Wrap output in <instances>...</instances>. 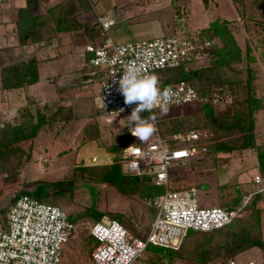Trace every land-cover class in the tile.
<instances>
[{"label":"rangeland","instance_id":"1","mask_svg":"<svg viewBox=\"0 0 264 264\" xmlns=\"http://www.w3.org/2000/svg\"><path fill=\"white\" fill-rule=\"evenodd\" d=\"M177 1L189 0H85V4L90 7L94 24V18L97 16L114 21V26L108 32L114 40L117 33H129L132 26H136L134 29L138 28V34H130L133 35L131 41L136 42L163 37L181 30L203 31L205 29H200V25L207 20L235 19L229 23L241 49V61L222 70L223 78L228 83L217 87L212 96L216 101L208 99L206 102L196 101L183 107H170L167 115H160L159 110L155 111L157 133L163 140L168 141L172 136L159 134L158 124L176 116L198 114L204 103L211 102L217 115L246 112L248 82L252 96L259 100L262 106V109L254 112L253 118L256 144L264 146V58L260 54L264 50V2L262 4L259 1L255 5L253 0H246L242 18L238 11V15L236 14L228 0H215L218 5L211 4L206 13H203L199 0H192L191 22L187 24L184 22L187 19L186 9L184 5H176ZM68 2L70 3L64 5L66 9L71 7V2L76 1ZM78 8V15L84 14L79 6ZM35 11V14L42 13ZM44 17L50 23L49 18ZM85 19L83 16L82 28L67 33L68 44L60 46L52 37L53 24L47 25L46 32L51 36V49L44 47L45 52L41 53L46 60L41 67L39 85L33 89L36 94L44 95L41 97L45 99L43 103L32 98L22 106L17 105L13 100L10 102V95L7 96V101L0 90V118L4 115L2 109L12 103L13 112L16 108L31 103L39 108L46 105L47 114L61 108L62 115L68 117V121L53 124L51 132L37 136L32 146L31 159L20 170L15 184L6 185L0 173V225L5 224L7 212L19 195L59 207L71 220L75 231L63 247L62 264H93L90 252L97 243L89 238V230L94 224L106 225L112 218L117 217L119 220L115 221L130 235L144 240L155 215V210L149 207L147 200L122 197L111 186L98 182L97 177L89 171L94 164H109L114 156H117V152L111 153L112 148L121 145L126 133H129V141L133 144L139 145L142 142L133 136L131 129L127 127L128 116L109 118L102 114L100 81L82 77L86 67L80 55L85 41L95 36L99 39L105 37L99 27L92 32L87 31L91 23L84 22ZM161 25L169 27V33L161 29ZM47 41L48 39L45 42ZM35 49V46L29 48L28 55L20 59L32 58L30 56L34 54ZM247 49L256 59L254 63L248 62ZM9 56L17 57L14 52L1 54L2 61L8 62ZM50 64L53 67L49 66ZM73 74L74 78L68 77ZM83 80L90 81L85 83ZM141 116L147 118L148 114L142 113ZM155 139L156 133L145 142ZM202 148H205V151L196 161L176 167L170 172V178L194 186L200 206L224 208L237 195L253 188L252 180L258 164L254 150H246L239 156H233L214 152L210 144ZM122 169L124 174L128 173L126 165H123ZM203 186H206V190H203ZM258 206L264 208V202ZM97 213L103 217L99 219ZM261 219L263 244L261 248H254L245 253L241 258L244 263L250 260L253 264H264V210L261 212ZM148 260H156V264H196L176 258H156L154 253L147 249L139 259V264H147ZM220 263L221 260H216L209 264Z\"/></svg>","mask_w":264,"mask_h":264},{"label":"trees","instance_id":"2","mask_svg":"<svg viewBox=\"0 0 264 264\" xmlns=\"http://www.w3.org/2000/svg\"><path fill=\"white\" fill-rule=\"evenodd\" d=\"M34 1L26 0V6L17 11L15 22L17 44L14 47L17 50L27 44H38L47 39L45 36L47 24L43 22L41 16H34L29 11V6ZM75 1L71 2V7L67 9L65 6H56L47 10L50 24L54 26L52 37H55V33H70L83 27V24L77 20L78 6L84 13L90 11V7L85 4V0ZM259 1L262 4L264 2V0H253V4L256 5ZM231 2L243 18L246 0H231ZM75 4L77 6H74ZM230 25L227 21L216 20L210 23L208 28L200 31L206 39L215 38L217 40V44L210 48L208 62L200 67L180 66L160 71L156 74L160 82L159 86L172 87L184 82L195 90L200 101L208 99L212 101L217 87L228 83L223 78L222 70L239 64L241 61V49L232 34ZM10 52L14 51L10 49ZM86 54L84 61L88 62L91 55ZM260 54L264 58V50ZM16 56H9L8 62H3L0 54V90L3 92L23 90L39 82V61L35 58L20 59L19 54ZM246 57L249 63L256 61L248 49ZM246 89V112L217 115L211 102L204 103L198 114L176 116L160 122L158 124L159 134L173 136L196 131L200 134L198 146L205 147L210 144L214 152L233 156H239L246 150H254L258 163L256 173L262 177L264 184V146L256 144L253 118L254 112L262 109V106L260 101L252 96L248 82ZM62 111L58 108L55 112L47 114L46 105L39 108L36 104L30 103L0 118V173L6 185L15 184L20 170L30 161L32 146L37 136L40 133L51 132L53 124L68 121V117H64ZM262 133L264 134V131ZM129 138V133H126L121 145L112 148L111 153L117 152V156H114L109 164H94L89 171L97 177L98 182L111 186L122 197L147 200L149 207L154 209V201L163 194V188L153 186L148 177L129 176L123 172L124 160L121 154L127 146L135 145L129 141ZM170 147L173 146L170 145ZM172 178L169 182V190L172 192L194 188L186 182ZM256 189L253 184L251 190L237 195L224 208L236 209L242 199ZM19 196L13 200V203ZM261 202H264V193L253 195L242 213L221 229L206 233L188 232L177 250L155 246H149L147 249L154 253L156 258L164 260L176 258L196 264H209L221 260L220 264H227L229 261L249 264L250 260L247 263L241 261L242 256L254 248H261L263 244L261 212L264 208L258 206ZM97 214L99 219L103 217L102 214ZM116 219L118 218L111 220ZM89 238H91L90 235ZM63 253L64 250H62V257ZM155 261L148 260L147 264H156Z\"/></svg>","mask_w":264,"mask_h":264},{"label":"built area","instance_id":"3","mask_svg":"<svg viewBox=\"0 0 264 264\" xmlns=\"http://www.w3.org/2000/svg\"><path fill=\"white\" fill-rule=\"evenodd\" d=\"M95 20L105 37L88 43L85 52L91 55L87 62L91 75L101 83L102 114L109 118L129 116L136 106L124 103L116 83L124 69L135 66L141 74L156 75L180 66H204L210 58V48L217 43L215 38L203 37L200 31L181 30L159 38L122 44L108 35L114 26L112 20L104 16H97ZM105 23H109L108 28L104 27ZM171 88L174 92L171 107L200 101L195 90L184 82ZM199 142L200 134L196 131L173 135L168 141L156 132L154 141L124 148L121 157L123 165L127 166V175L148 177L153 186L163 188V194L154 201L155 215L144 240L130 235L115 220L91 227L89 235L97 243L91 252L94 264H139L149 246L177 250L188 232L206 233L229 225L242 213L253 195L264 193L263 179L258 173L252 180L257 189L244 197L234 210L200 206L195 188L170 191L171 170L196 161L205 151L198 146ZM161 149L166 150L163 159L158 158ZM134 163L138 167H132ZM74 230L73 223L59 207L19 196L10 206L5 224L0 225V264H61L63 247ZM227 264L243 263L229 261Z\"/></svg>","mask_w":264,"mask_h":264},{"label":"crops","instance_id":"4","mask_svg":"<svg viewBox=\"0 0 264 264\" xmlns=\"http://www.w3.org/2000/svg\"><path fill=\"white\" fill-rule=\"evenodd\" d=\"M68 1L69 0H35L34 2H32L30 4L29 11L34 16L35 15L41 16L43 22L45 24L49 25L50 23H48L45 20V17H44V16H47V13H46L47 10L52 8V7H56V6H60V7L64 6L65 4L68 3ZM191 1L192 0H189L188 2H180V1L176 2V5H184V7L186 9V12H187V19L184 20V22L187 23V24H190V22H191V19H190L191 18V7H192L191 6ZM199 1H200V3L203 6V13H206V12H208L210 10L211 4L215 5V6L218 5L215 2V0H199ZM228 1L231 2V0H228ZM231 4L233 5L232 2H231ZM25 6H26V0H0V45H2V46H0V54H7V53L10 52V49H12L16 54H20V56L22 58L23 56L26 57V55H28V49L29 48H33L35 46L36 47L35 52L30 57L35 58V59H37L39 61V81H40V79H41V75H40L41 67H42V65H44L45 60H46L43 57V55H41V53L45 52L44 47L45 48L47 47L48 49H51V36L47 32L45 33V36L48 39L47 43L44 41V42H41V43H38V44H27V45L21 47L19 50L14 48L16 46V44H17V39H16L17 37H16V32H15V27H16L15 26V22L17 20V11L19 9H21V8H24ZM233 7H234V11L237 14V10L235 8V5H233ZM35 10L42 11V13L40 12L39 14H35L34 13ZM83 16L86 18L84 22L91 23L90 29L88 28L87 31L92 32L93 30H95L97 25L93 23V16L90 14V11L78 16L77 20H78L79 23H82L81 20H82ZM47 18H48V16H47ZM94 20H95V18H94ZM110 20H112V19H110ZM217 20H219V21H227V22L235 21V19H232V20H228L227 19L226 20V19H223V18H218ZM214 21H216V19L205 21L204 23H202L200 25V27H201L200 29L208 28L209 24L214 22ZM87 26H89V25H87ZM134 27H136V26L130 27V30H129L130 32L129 33H127V32L126 33H122L123 35L117 33V35H115V38H116L115 41H117L119 43H122V44L134 42V41H131L132 40L131 38H132L133 35L132 36L130 35L132 33L133 34H138V28L134 29ZM160 28L163 29L165 32L169 33L168 30L170 28L167 27L166 25L165 26L161 25ZM47 30H48V28H47ZM143 31H144V29H143ZM54 36L55 37H53L54 38L53 40L54 41L57 40L59 42V46H60V44L61 45L68 44V35H67V33H63V34L55 33ZM99 40L100 39L97 36L93 37L92 39L86 40L85 43H84V48H83L82 53L80 55L82 57L84 65L86 67V68H84L85 70L82 73V77L87 78V79H89V77L90 78H94L93 80H96V81H97V77L91 75L90 69L87 66V61H84V58L87 57V54L85 53V46L88 43H90V42L99 41ZM49 66H51V64ZM51 67H53V66H51ZM72 76L74 78L75 74L70 75L68 77H72ZM73 78H71V79H73ZM88 81H90V80H88ZM88 81L83 80V82H85V83H87ZM38 85H39V82L37 84L33 85V86H30V87L26 88V89L17 90V91L11 92V93H7V92H3L2 91V94H4L5 97L4 96L3 97L5 99L7 98L8 95H10L11 96L10 102L14 101L15 104L21 105V106L26 104V103H28V101L30 102L32 98L36 99L37 101H40V103L41 102L43 103V101H45V99H43L41 97H43L44 95L36 94L35 93L36 90L35 91L33 90ZM31 90H33V91H31ZM7 101H8V98H7ZM48 103H49V101H48ZM11 106H13V103L11 105H7V107H4L2 109L3 113L7 114L11 110H13L11 108ZM16 109H18V108H16ZM242 262H244V261H242Z\"/></svg>","mask_w":264,"mask_h":264},{"label":"clouds","instance_id":"5","mask_svg":"<svg viewBox=\"0 0 264 264\" xmlns=\"http://www.w3.org/2000/svg\"><path fill=\"white\" fill-rule=\"evenodd\" d=\"M104 27L108 28L109 23H105ZM116 83L124 97V103L129 106L136 105L127 117L129 121L127 127L139 141H148L157 132V115L153 110L159 109L160 115H167L174 97L173 89L171 87L161 89L155 74H141L140 69L135 66L124 69L122 77ZM143 112L149 113L147 118H142ZM165 156L166 150L161 149L158 158L163 159ZM132 167H138V164L134 163Z\"/></svg>","mask_w":264,"mask_h":264},{"label":"water","instance_id":"6","mask_svg":"<svg viewBox=\"0 0 264 264\" xmlns=\"http://www.w3.org/2000/svg\"><path fill=\"white\" fill-rule=\"evenodd\" d=\"M203 190H206V186H203Z\"/></svg>","mask_w":264,"mask_h":264}]
</instances>
